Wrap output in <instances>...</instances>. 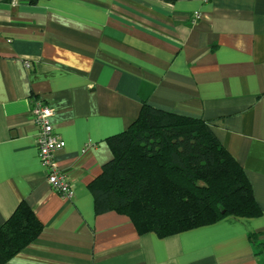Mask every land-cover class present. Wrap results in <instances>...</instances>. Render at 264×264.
<instances>
[{
  "label": "crops",
  "instance_id": "1",
  "mask_svg": "<svg viewBox=\"0 0 264 264\" xmlns=\"http://www.w3.org/2000/svg\"><path fill=\"white\" fill-rule=\"evenodd\" d=\"M38 103L69 198L38 159ZM143 105L203 121L260 214L167 236L96 214L106 140ZM20 207L40 230L3 264H264V0H0V225Z\"/></svg>",
  "mask_w": 264,
  "mask_h": 264
},
{
  "label": "trees",
  "instance_id": "2",
  "mask_svg": "<svg viewBox=\"0 0 264 264\" xmlns=\"http://www.w3.org/2000/svg\"><path fill=\"white\" fill-rule=\"evenodd\" d=\"M106 142L112 158L89 185L96 214H124L140 233L161 236L260 214L242 168L200 119L143 105L129 127ZM39 230L32 213L18 208L0 225V264Z\"/></svg>",
  "mask_w": 264,
  "mask_h": 264
},
{
  "label": "built area",
  "instance_id": "3",
  "mask_svg": "<svg viewBox=\"0 0 264 264\" xmlns=\"http://www.w3.org/2000/svg\"><path fill=\"white\" fill-rule=\"evenodd\" d=\"M195 19H199L198 14L195 15ZM32 114L34 123L38 127L36 136L38 159L46 173V181L54 192L69 198L72 195L70 185L54 160L56 151L62 146V141L50 123L52 111L38 103L32 109Z\"/></svg>",
  "mask_w": 264,
  "mask_h": 264
}]
</instances>
